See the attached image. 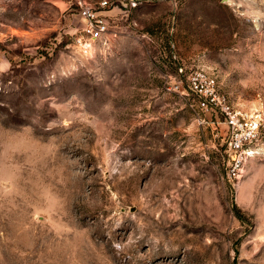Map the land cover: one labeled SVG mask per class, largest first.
Returning <instances> with one entry per match:
<instances>
[{"label": "rangeland", "instance_id": "rangeland-1", "mask_svg": "<svg viewBox=\"0 0 264 264\" xmlns=\"http://www.w3.org/2000/svg\"><path fill=\"white\" fill-rule=\"evenodd\" d=\"M103 14L84 53L75 0H0V264H264V146L231 176L184 94L207 71L264 117V0Z\"/></svg>", "mask_w": 264, "mask_h": 264}, {"label": "built area", "instance_id": "built-area-1", "mask_svg": "<svg viewBox=\"0 0 264 264\" xmlns=\"http://www.w3.org/2000/svg\"><path fill=\"white\" fill-rule=\"evenodd\" d=\"M75 2L83 20V27L75 41L84 53H90L98 43L107 44L110 40L112 32L103 14L110 5V0ZM186 83L188 88L184 94L196 115L213 111L222 117V123L226 128L225 144L231 155L229 174L239 177L245 162L255 155L260 145L264 146V117L258 111L236 109L229 98L219 90L216 77L207 71L192 72ZM175 86L177 91L179 85Z\"/></svg>", "mask_w": 264, "mask_h": 264}, {"label": "clouds", "instance_id": "clouds-1", "mask_svg": "<svg viewBox=\"0 0 264 264\" xmlns=\"http://www.w3.org/2000/svg\"><path fill=\"white\" fill-rule=\"evenodd\" d=\"M4 129H3V127L2 126H0V136H2L3 135V133H4Z\"/></svg>", "mask_w": 264, "mask_h": 264}]
</instances>
